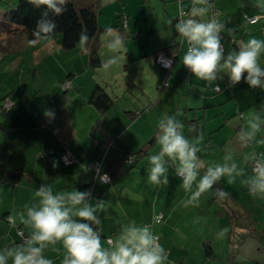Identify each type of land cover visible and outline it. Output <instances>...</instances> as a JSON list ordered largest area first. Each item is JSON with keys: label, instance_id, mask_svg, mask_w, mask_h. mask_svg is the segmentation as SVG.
Wrapping results in <instances>:
<instances>
[{"label": "crops", "instance_id": "crops-1", "mask_svg": "<svg viewBox=\"0 0 264 264\" xmlns=\"http://www.w3.org/2000/svg\"><path fill=\"white\" fill-rule=\"evenodd\" d=\"M148 1L151 9L159 8L162 12L160 22L165 37L158 47L152 42L143 45L141 56L148 57L154 64L155 53L178 40L180 50L171 71L170 84L175 90L158 87L161 84V71L156 67L151 76H148L151 88L149 94L156 92V83L159 93L154 96V101L149 96L150 106L138 117L133 116V112L143 107H137L135 103L131 105L128 102L129 107L119 108L114 105L106 112L89 103V97L98 83L111 85L106 82H110L108 77L102 79L98 75V69L89 67L86 52L81 48L65 52L58 40L50 38L36 45L27 42L18 55L3 57L0 54V165L9 169L32 171L38 180H23L16 184L0 183V249L22 243L17 236L19 227L28 237L31 235L32 229L20 222L19 214L25 210V205L34 202L35 191L41 184H50L54 191L91 189L95 199L107 202L108 211L97 213L101 223L96 226L105 244L108 238L115 240L118 237L122 224L130 221L148 224L156 235L161 236L160 244L167 250L170 264H231L227 257L234 250L228 233L222 239L217 238L222 229H229L231 225L228 213L223 214L221 211L223 206L231 212L237 204L245 205L256 213L257 218L253 219L257 220V230L251 235L246 231H239L241 234L237 236L233 264H256V261L264 264V199L250 195L240 178L231 185L227 183L226 177L220 181L223 191L229 193L227 198L219 197L214 187L201 196L198 207H184L182 201L188 194L181 187L182 181L175 176L174 168L169 169V185L157 187L148 182V158L158 153L160 146L157 142L146 157L138 159L135 168H130L126 150L135 152L142 149L155 136L158 122L164 114L172 115L181 110L184 113L180 121L186 129L187 125L191 128L193 124L197 131H201V121H204V131L206 135H210L208 142L221 149L217 154L212 153L211 158H201L206 167L222 163L223 156L232 152L237 163L250 172L251 166L245 156L252 152L264 154V144L256 142L264 139V129L258 133L256 141L242 147V153L236 154L235 149H225L226 144L231 141L240 151L238 132L247 127L249 114L260 112L264 115V90L251 89L243 80L238 85L229 87L226 75L210 85L191 72L188 74L182 62L188 44L185 39H179L174 29V23L179 19L178 0ZM212 2L219 12L218 21L225 25L222 33L225 54L237 50L250 38L264 40V17L261 16L264 10L256 6L258 0ZM182 3L185 12L191 11L192 0H182ZM211 12L212 10L208 16ZM125 16L124 14L123 17ZM256 16L259 17L258 21L255 24L249 23L248 19ZM199 19L208 20L207 16ZM169 20L172 21L171 24L168 23ZM166 27L169 28L165 30ZM229 29L232 31L229 32ZM141 33L134 32L136 37ZM260 63L264 66V53L260 56ZM28 69L30 72L27 73ZM145 72L150 73L148 69ZM109 75L114 80L115 76L111 73ZM184 77L187 83L184 82ZM124 82L134 93H139L138 88L142 94H146L145 87L131 74ZM216 84H219V90L216 89ZM179 87L187 90V94L176 92ZM177 97L179 103L176 106ZM182 97H186L185 107L181 105ZM5 99L12 103L8 110H4L2 106ZM170 101L175 105L170 106ZM48 109L55 113L54 120L50 121L44 115ZM210 110L215 116L222 114L224 120L229 119L228 115H239L233 123L234 129H220L219 136L213 140V133L209 134L207 131ZM190 111L195 115L193 119H198L197 123L188 122ZM235 124L239 125L238 128ZM54 128L58 129L57 136L52 132ZM191 135L194 134L190 132L188 136ZM108 148L102 172L108 174L110 184L95 180L89 171L84 170L89 162L103 159ZM49 149L54 152L53 156L41 158V153ZM65 150H70L79 163L65 165L61 156ZM54 162H58L57 167L53 166ZM255 201L260 205L257 206ZM215 211L218 213L216 219L212 216ZM157 214L164 215L161 224L153 223V217ZM248 221L250 220L244 218L238 224L242 226ZM208 241L217 255L215 262L207 259L204 245ZM56 247L59 251L46 250L45 256L52 259L54 264H62L64 249L59 244Z\"/></svg>", "mask_w": 264, "mask_h": 264}, {"label": "clouds", "instance_id": "clouds-1", "mask_svg": "<svg viewBox=\"0 0 264 264\" xmlns=\"http://www.w3.org/2000/svg\"><path fill=\"white\" fill-rule=\"evenodd\" d=\"M29 2L37 8H47L37 21L33 38L29 40L30 45H36L55 34L57 24L53 17L65 11L69 0ZM256 6L264 10V0H258ZM211 10V0H192L190 13H185L182 0H178L179 19L176 20L174 29L188 44L182 58L184 67L210 85L226 75L229 87H234L243 80L251 89L264 90V66L260 63V56L264 53V40L250 38L237 50L225 54L222 44L225 25L214 18L207 21L199 19L207 16ZM168 23L171 24L172 21L169 20ZM106 31L111 33L112 29L108 28ZM89 39L87 29L82 28L77 47L87 52ZM121 47L120 38L109 43L110 51L117 52ZM118 61L119 57L114 55L106 63H102V67L115 65ZM219 88V84H216V89ZM44 115L50 121L55 119V113L50 109L45 110ZM184 127L176 116L167 113L159 120L155 140L160 149L148 158L149 184L157 187L169 185V169L174 168L175 176L182 181L181 187L188 194L182 201L184 207H198L201 196L225 177L229 185L240 178L250 195L264 199V154L252 152L245 156V160L251 164L250 172L237 163L232 152L223 156L222 163L206 167L199 155L203 151V133L196 134L197 129L192 126L189 131L194 135L188 136L185 135ZM262 129L264 115L251 112L247 127L238 132L239 142L246 146L256 141ZM256 142L264 144V139ZM53 166L57 167L58 162H54ZM84 170L88 171L87 168ZM98 179L108 183L110 178L107 173H103ZM216 193L221 198L229 196L221 188H216ZM106 203L95 199L91 189L54 191L50 184H41L35 191L34 202L25 205V210L19 214L20 222L32 229L31 235L21 244L0 249V264H54L52 259L45 256V252L49 249L59 251L56 247L58 244L62 245L65 252L62 264H170L167 250L159 243L158 235L148 224H137L136 221L122 224L118 237L105 244L96 226L101 223L97 213L108 211ZM228 232V228L222 229L217 238L222 239Z\"/></svg>", "mask_w": 264, "mask_h": 264}, {"label": "trees", "instance_id": "trees-1", "mask_svg": "<svg viewBox=\"0 0 264 264\" xmlns=\"http://www.w3.org/2000/svg\"><path fill=\"white\" fill-rule=\"evenodd\" d=\"M211 3L212 0H211ZM47 11L46 6H40L37 8L35 5L29 2V0H6L3 4H0V54H3V57L8 55H18L21 53L24 45L29 42L33 38L32 33L36 28L37 21L41 18L42 14ZM101 14V0H69L66 5L65 11L58 16L53 17L57 24V29L54 35L51 38L56 39L59 41V46L65 52H70L76 50L77 43L79 40V34L82 28H86L88 35L90 37L88 45H87V52L86 55L88 57V65L93 70H97L98 68L102 67V63L106 61L100 56L101 50V35L103 33H107L106 29L110 27L101 26L99 22V16ZM51 16V13L49 14ZM264 17V13L261 15ZM249 21V19H248ZM123 29V28H122ZM128 35V34H127ZM180 44L176 42L173 45H169L159 51H157L154 55V60L157 63V56L161 53L166 54L174 61L177 58V54L180 50ZM171 67V68H172ZM170 68V69H171ZM164 69V68H163ZM165 71H169L164 69ZM166 83V85H165ZM158 87L160 88H170V77L169 83L167 80L164 81L163 85L159 84ZM69 88V87H68ZM117 96L113 95L107 90V86L98 83L92 94L89 97V103L97 107L100 111L106 112L110 110L115 104H117ZM10 101L9 99H5L2 106L4 110H8L5 106V103ZM11 102V101H10ZM12 105V103H11ZM145 112L144 108H140L137 112H133V116H140ZM190 123L198 122V119H188ZM191 126H194L191 124ZM158 131V130H157ZM156 131V133H157ZM53 134L58 135V129H53ZM194 134V133H193ZM156 136V134H155ZM155 136H153L149 142L140 150L138 151H130L126 150L128 154L130 162V168H135L138 159L146 157L150 149L155 146L156 140ZM60 140L64 142L63 139ZM234 145V143H233ZM109 148L106 149L104 158L101 160H96L89 162L85 165V168L92 174L95 180H99L98 176L103 174V164L104 159L108 155ZM69 153L71 156V160L69 163L65 162L64 155ZM54 152L52 150H47L41 153V158H45V156H53ZM63 163L65 165H72L79 163L78 158H76L70 150H65L62 152ZM251 166V164H250ZM99 170V171H97ZM23 180L35 182L37 180L36 176L33 174L32 171L21 169V168H14L9 169L4 165H0V183H20ZM38 181V180H37ZM111 181L109 179L108 184ZM216 188H222L220 182L215 186ZM219 199V197H218ZM257 206L260 205L258 201L254 202ZM221 213L225 214L228 213V216L231 219V225L229 228L228 236L229 242L232 246V251L229 256L227 257V261L231 264L235 261L237 245L238 242L237 236L241 233L240 230L246 231L249 235L252 232L257 230L256 222L257 220L253 219L255 217V211H250L247 206L243 205H236L235 210L227 211L226 208L223 206V210ZM163 214H157L153 217V223L161 224L163 222ZM258 216V215H257ZM246 218L248 221L247 224L239 226L238 222L242 219ZM257 218V217H255ZM159 237V243L161 236L157 234ZM17 236L19 240L23 243L24 239L27 238V234L25 231L19 227L17 229ZM108 240H113V238H108ZM114 241V240H113ZM236 246V247H235ZM205 253L207 259L209 261L215 262L217 259V255L214 252V248L212 247L211 243L208 241L204 245ZM231 249V250H232ZM235 252V253H234ZM259 264V261L255 262Z\"/></svg>", "mask_w": 264, "mask_h": 264}, {"label": "rangeland", "instance_id": "rangeland-1", "mask_svg": "<svg viewBox=\"0 0 264 264\" xmlns=\"http://www.w3.org/2000/svg\"><path fill=\"white\" fill-rule=\"evenodd\" d=\"M6 0H0V4H3ZM16 1V0H13ZM212 13V12H211ZM126 15L123 17V15ZM162 16L161 10L158 9H151V5L149 4V1L144 0H101V14L99 16V22L101 26L110 27L112 29L111 33H103L100 37L101 39V50H100V56L105 60L106 62L113 57L114 55H117L119 57V61L115 65H110L109 67H100L98 68V75L102 79L105 77H108L110 79L109 83L111 86H107V90L112 93L113 95H116L117 98V104L115 106L117 108L125 106L129 107L128 102L133 105L134 103L139 107L140 105L146 110L150 106L149 96L153 97V101L155 100V95L159 93L157 83L154 85V90L156 91L154 94H149L151 92V88L149 85V78L148 76L153 73L154 69L157 67L160 71V77H161V85H163L164 81L167 80L169 83V77L171 79V71L173 67L169 71H165L158 63L154 62V64L150 61L148 57H142L141 51L143 48V45L148 43H155V47H158L161 45V43L164 41L165 35L163 34L165 31L161 27L160 17ZM211 17L207 15V19L209 20ZM175 24V23H174ZM123 28V29H122ZM169 27H166L165 30H167ZM135 31H141L142 33L136 37L134 34ZM128 34V36H127ZM179 39L182 41L181 36H179ZM120 38L122 41V47L117 51L113 52L109 50V43L115 39ZM184 39V38H183ZM179 42V40H178ZM180 43V42H179ZM131 55L133 57L131 58ZM138 57V58H135ZM105 62V63H106ZM26 64V63H25ZM27 66V64H26ZM24 68V66H23ZM25 69V68H24ZM148 69L150 73H146L145 70ZM186 72L189 74L190 71L185 68ZM26 72H30V69L26 70ZM112 74L115 76L114 80L111 78ZM130 74L137 78L140 83L145 87L146 94H142L141 91L137 88L139 93L137 94L128 89L125 85L124 80L130 76ZM151 76V75H150ZM184 82L187 83V80ZM106 83V85H107ZM170 89L175 90V88L170 87ZM166 90V89H165ZM176 92L180 93L181 95H186L187 90L179 87ZM119 93V95L117 94ZM160 94H158L159 96ZM179 97H177L176 106L179 103ZM185 100L186 97L181 98V105L182 107H185ZM152 101V102H153ZM174 103V105H175ZM171 104L170 106H174L172 101L169 102ZM159 112V109H157ZM183 113L181 111L172 113L171 116H176L180 119L183 117ZM210 120L208 121V133L212 134L213 140H215L219 136V130L220 129H231L233 130V123L238 116L230 117L229 119L224 120L222 118V114L219 116H215V113L211 110L208 113ZM195 115L192 111L189 112V118L193 119ZM237 117V118H236ZM222 118V122L220 119ZM204 121H201V131H197L196 134L199 132L203 133V141L201 143V147L203 151L199 154L201 158H211L212 153L217 154L218 151H220V147L212 144L211 142H208L209 136L205 133V125ZM227 125V126H221V125ZM187 129L184 127L185 135H188L190 133V126L187 125ZM236 128H238V124L234 125ZM218 131V132H216ZM192 136V135H191ZM234 142L229 141L226 144V150L231 151L232 149H235V153L238 152L242 153V146L241 143L239 146L240 151L238 148L233 145ZM145 158L142 160L144 161ZM212 216L216 219L218 218V213L215 211V213L212 214Z\"/></svg>", "mask_w": 264, "mask_h": 264}, {"label": "built area", "instance_id": "built-area-1", "mask_svg": "<svg viewBox=\"0 0 264 264\" xmlns=\"http://www.w3.org/2000/svg\"><path fill=\"white\" fill-rule=\"evenodd\" d=\"M212 8H213V9H212V13H211V17H210V19L214 18V19H216V20L218 21L219 12L216 11V7H215L214 3H212ZM185 13H190V11H189V12H185ZM258 19H259L258 16L254 17V18H250V19H249V23H251V24H255V23L258 21ZM218 22H219V21H218ZM157 63H158L162 68H164V69H166V70H170V68H171L172 65H173V60H172L170 57H168L166 54L161 53V54H159V55L157 56ZM165 85H166V83H165ZM5 106H6L7 108L10 107V106H11V102H10V101H7V103H5ZM64 160H65V162H67V163L70 162V160H71V156H70L69 153H66V154L64 155Z\"/></svg>", "mask_w": 264, "mask_h": 264}]
</instances>
